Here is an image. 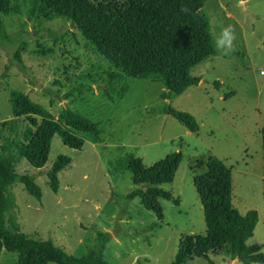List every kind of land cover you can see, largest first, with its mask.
I'll return each mask as SVG.
<instances>
[{"label":"rangeland","instance_id":"374dc122","mask_svg":"<svg viewBox=\"0 0 264 264\" xmlns=\"http://www.w3.org/2000/svg\"><path fill=\"white\" fill-rule=\"evenodd\" d=\"M7 1L9 6L19 5L20 12L0 14L10 36L0 44V129L24 124L22 117L10 114V91L26 94L58 121L65 104L100 129L98 141L74 132L83 139L79 149L66 147L53 135L41 167L30 166L23 158L16 162V173L27 174L40 191L37 200L17 179L9 187L19 230L49 239L76 257L101 235L106 264H170L181 234L204 233L192 176L204 171L197 160L214 155L230 168L231 205L239 213L256 211L252 235L245 243L260 244L264 259L259 137L264 120V0H202L215 53L190 68L198 83L169 101L159 97L158 82L120 76L106 83L108 63L77 29L63 18L45 17L41 6L29 15L27 1ZM228 25L235 29L236 50L225 55L216 40ZM21 42L19 68L11 55ZM165 103L190 113L196 131L159 113ZM172 151H180L181 160L172 181L160 187L178 198V204L159 198L163 217L158 221L137 197L125 200L134 187L125 164L130 156H138L149 165ZM57 155L68 157L70 163L57 173V190L52 192L46 173ZM208 257L214 264H243L225 254ZM15 258L13 252L0 251V264H11ZM184 264L209 263L193 257Z\"/></svg>","mask_w":264,"mask_h":264},{"label":"trees","instance_id":"16d2710c","mask_svg":"<svg viewBox=\"0 0 264 264\" xmlns=\"http://www.w3.org/2000/svg\"><path fill=\"white\" fill-rule=\"evenodd\" d=\"M22 1L29 4V15L34 13L36 6H41L45 17L63 18L72 25L70 27L77 29L90 49L108 63L110 69L106 72V83L111 84L120 76L158 82L162 87L159 92L162 100L169 101L187 87L196 85L199 78L189 74L190 68L215 53L207 19L201 12L202 0ZM8 12L18 14L19 5L9 6L7 0H0V14ZM66 31L74 36L73 30ZM9 40L0 17V44ZM22 50L21 42L11 55L19 68L23 67L20 60ZM67 95L69 92L64 97ZM8 102L11 116L15 119L22 117L24 124L22 128L11 124L5 131L0 129V251L16 254L11 264H106L102 257L105 240L101 235L96 236L95 245L76 257L49 239L21 232L12 211L14 202L9 192V187L17 179L28 194L39 200L38 186L27 174L16 173V162L23 158L30 166L41 167L55 134L63 145L72 149H79L83 143L74 132L87 133L98 141L100 129L97 122L71 111L65 104L61 105L60 120H55L43 105L14 91L9 92ZM158 111L172 116L190 132L197 129L190 113L175 109L169 103ZM259 137L264 204V120ZM180 160V151L169 152L149 165H144L138 156H130L125 169L134 187L125 195V200L137 197L140 205L160 221L163 213L159 198L178 204V198L160 186L172 181ZM69 163L70 159L63 155L53 159L46 173L52 192L57 190V173ZM197 163L204 166V171L192 176V185L200 202L205 230L202 234H181L170 264H184L193 257L214 264L209 254L237 256L243 264L262 262L261 245L245 243L252 235L256 211L248 209L239 213L231 205L230 168L214 155L197 160Z\"/></svg>","mask_w":264,"mask_h":264},{"label":"clouds","instance_id":"9594fccd","mask_svg":"<svg viewBox=\"0 0 264 264\" xmlns=\"http://www.w3.org/2000/svg\"><path fill=\"white\" fill-rule=\"evenodd\" d=\"M183 11H189L188 9H183ZM235 29L232 25H228L221 30L219 38L216 40V46L223 50V54L229 55L233 53L235 48Z\"/></svg>","mask_w":264,"mask_h":264},{"label":"water","instance_id":"95a60500","mask_svg":"<svg viewBox=\"0 0 264 264\" xmlns=\"http://www.w3.org/2000/svg\"><path fill=\"white\" fill-rule=\"evenodd\" d=\"M70 26H72V25H70ZM142 184H140V186H141ZM234 259H237V256H234Z\"/></svg>","mask_w":264,"mask_h":264}]
</instances>
